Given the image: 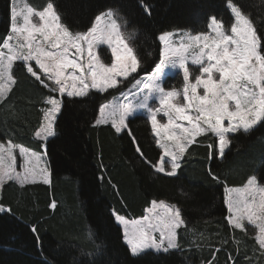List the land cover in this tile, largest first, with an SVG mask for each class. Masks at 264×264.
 I'll list each match as a JSON object with an SVG mask.
<instances>
[{"label":"trees","instance_id":"trees-1","mask_svg":"<svg viewBox=\"0 0 264 264\" xmlns=\"http://www.w3.org/2000/svg\"><path fill=\"white\" fill-rule=\"evenodd\" d=\"M40 8L46 0H29ZM63 23L84 31L96 15L116 9L135 37L142 66L157 60L158 35L186 29L203 31L212 15L230 26L232 14L227 0H54ZM259 26L264 24V0H232ZM142 4L151 6L145 13ZM8 0H0V38L8 31ZM264 44V41H262ZM14 66L18 84L10 103L0 107V140L11 139L37 151L41 142L34 132L41 122L44 100L52 93ZM117 93H97L65 100L57 117V135L46 142L51 169L50 184L4 188L1 203L13 209L0 213V264H88L83 253H91L96 264H206L216 252L214 264H231L228 253L245 264V253L254 260L261 256L255 232H233L227 223L225 188L239 186L247 177L264 176V123L250 132L232 134L223 159H207L206 145L197 138L174 177L155 172L138 155L129 138L116 134L108 125L94 126L100 104ZM43 105V106H42ZM143 116L131 119L129 127L153 163L160 150L150 137ZM148 121V120H147ZM11 133V135H8ZM211 169V174L209 173ZM213 175L219 177L213 179ZM264 183V180H261ZM55 200L56 209L50 208ZM152 200H165L182 209L186 229L180 230L181 248L169 253L150 251L133 257L123 239V228L115 212L127 218L140 217ZM31 225L38 228L43 253L37 250ZM91 236V239L89 238ZM225 241L227 243L225 244ZM236 241H239L237 244ZM101 245L103 255L96 249Z\"/></svg>","mask_w":264,"mask_h":264},{"label":"snow or ice","instance_id":"snow-or-ice-1","mask_svg":"<svg viewBox=\"0 0 264 264\" xmlns=\"http://www.w3.org/2000/svg\"><path fill=\"white\" fill-rule=\"evenodd\" d=\"M227 5L233 18L228 29L223 20L212 15L208 31L162 32L157 38V60L145 68L112 9L96 15L86 30L79 31L62 22L54 0H46L39 9L27 0H8V31L0 38V107L8 105L14 95L18 81L13 66L17 61L21 62L18 73L22 70L52 95L44 100L42 121L34 132L42 144L40 153L14 144L11 139L0 142V192L9 182L21 186L51 183V173L44 163V142L56 135L57 117L65 100L88 97L93 90L119 93L98 107L94 126L108 125L116 134L126 135L134 154L155 172L176 176L190 147L198 143L197 138L208 139L209 134L213 142L206 145L208 161L214 157L223 159L232 143L230 134L248 133L264 123V24L258 28L232 0H227ZM141 6L146 14H151L150 5ZM102 46L108 63L97 52ZM190 65L197 66L198 74ZM167 69H179L182 89L164 86ZM134 91L142 94L138 103L120 102L121 98L133 96ZM153 101L158 106L152 107ZM138 109L147 113L154 144L160 150L155 163L147 158L129 127ZM17 156L21 158L22 170L17 169ZM213 179L219 177L213 175ZM261 180L264 176L251 175L242 187L225 188V201L226 220L233 232L247 234L251 226L264 255ZM56 207L52 200L50 208ZM0 213L14 215L13 209L3 203ZM114 219L123 225V239L133 257L150 251L167 254L178 250L179 230L186 229L182 209L165 200H152L139 219L128 220L119 214ZM29 230L37 250L43 253L37 226L31 225ZM96 249L103 255L101 245L97 244ZM218 251L212 250V258L206 264H214ZM82 256L88 264H96L98 259L91 253ZM227 256L231 264H239L231 253ZM243 260L253 264L254 257L245 253ZM45 264L49 262L45 260Z\"/></svg>","mask_w":264,"mask_h":264},{"label":"rangeland","instance_id":"rangeland-1","mask_svg":"<svg viewBox=\"0 0 264 264\" xmlns=\"http://www.w3.org/2000/svg\"><path fill=\"white\" fill-rule=\"evenodd\" d=\"M27 2L30 3L31 5H33L34 7H37V6H35L34 4H32L29 0H27ZM232 3H233V2H232ZM37 8H38V7H37ZM38 9H39V8H38ZM229 9H230V8H229ZM107 10H108V9H107ZM112 10H114V11L117 13V19H118V22L121 23V25H122V31L124 32L125 37H126L128 43H129V45L132 46V47L136 50V53H137V55H138V54H139V51H138V48L135 47V45H134V43H135V37L133 36V33H131V32L129 31V29H126L125 23L121 20V17H120V15H119V13L117 12V10H116V9H112ZM105 11H106V10H105ZM103 12H104V11H103ZM217 19H218V18H217ZM209 22H210V20H209ZM229 27H230V26H229ZM229 27H227V28L225 27V28L228 29ZM172 31H183V32H185V33L191 32L192 34H196V33H197V32H194V31H191V30H186V29L171 30V31H169V32H172ZM203 31H208V29L206 28V29L203 30ZM97 52H98V54L100 55V58H101L102 61H104L105 63H108V62H109L108 56L105 54V51H104V46H102L100 49H97ZM138 56H139V55H138ZM14 66H15V64H14ZM14 66H13V71H14ZM190 69H192V71H193L194 74H198L197 66H192V65H190ZM164 86H165L166 88H169V87H175V88H177V89H182L183 81H182V77L180 76L179 69H167V70H166V77H165ZM121 90H125V89L122 88ZM118 96H119V93L117 92V93H115L113 96H111L108 100L102 102L100 105H102V104H104V103H107V102H110V101H112L114 98H116V97H118ZM46 98H47V97H46ZM140 99H142V94H141V92H139V91H134V95H133V96L128 97L127 100L121 98L120 102H121V103H126V102H128V100H132V101L138 103V102L140 101ZM45 100H46V99H45ZM42 106H43V105H42ZM151 106H152V107H156V106H158V105L153 101V102H151ZM44 107H46L45 103H44ZM44 107H42V108H44ZM137 115H141V116H143L144 119H146L145 121L149 123V121H147V113L145 112V110H143V109H138L137 112H136V114H135V116H137ZM96 118H98V115H97ZM96 118H95V119H96ZM41 121H42V114H41ZM162 122H165V121L162 120ZM149 125H150V123H149ZM150 130H151V129H150ZM55 132H56V126H55ZM150 133H151V136H150V137L152 138V137H153V133H152L151 131H150ZM56 135H57V132H56ZM231 135H232V134H230L229 137H231ZM210 136H211V135H210ZM35 139L39 141L38 138H35ZM152 139L154 140V138H152ZM6 141H7V140H6ZM6 141H2V140H0V142H6ZM39 142H40V141H39ZM13 143H14V142H13ZM44 143H46V142H44ZM14 144L21 145V144H18V143H14ZM41 146H42V144H41ZM25 147H26V146H25ZM27 148H29V147H27ZM29 149H31L32 151L37 152V153H40V152H41V151L34 150V149H32V148H29ZM21 163H22L21 158H20L19 156H17V169H18V170H22L21 167H20ZM44 163L47 165V167H48V169H49V171H50V173H51L50 164H49V162H48V156H47V153H46V152L44 153ZM166 167H167V165H166ZM253 175H255V174H253ZM50 179H51V181H52V177H51V176H50ZM242 186H243V185H242ZM242 186H228V187H242ZM226 188H227V187H226ZM0 195H1V193H0ZM157 201H159V200H157ZM166 202H168V201H166ZM0 203H1V200H0ZM168 203L178 206L177 204H174V203H171V202H168ZM4 206H5V207H8V206H6V205H4ZM116 214H118V213L115 212V215H116ZM145 214H146V210H145ZM145 214H144V215H145ZM119 215H121V214H119ZM121 216H124V215H121ZM142 216H143V215H142ZM142 216H140V217H142ZM124 217H125L126 219H128V220H133V219H139V218H140V217L127 218L126 216H124ZM117 222H118V221H117ZM118 223H119V222H118ZM120 225H121V224H120ZM121 226H122V228H123V225H121ZM248 227L250 228L251 226H248ZM252 230H253V229H252ZM253 231L255 232V230H253ZM179 237H180V230H179ZM125 243H126V241H125ZM178 243H179L180 248H181V244H180L179 239H178ZM253 264H264V255H261V256L258 257L257 259L253 260Z\"/></svg>","mask_w":264,"mask_h":264},{"label":"crops","instance_id":"crops-1","mask_svg":"<svg viewBox=\"0 0 264 264\" xmlns=\"http://www.w3.org/2000/svg\"><path fill=\"white\" fill-rule=\"evenodd\" d=\"M245 183H246V182H245ZM245 183H244V184H245ZM244 184H243V185H244ZM239 186H242V185H239ZM227 187H228V186H227ZM150 206H151V204H150ZM150 206H148V207H150ZM148 207H147V208H148ZM147 208H146V209H147Z\"/></svg>","mask_w":264,"mask_h":264}]
</instances>
